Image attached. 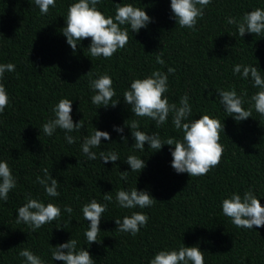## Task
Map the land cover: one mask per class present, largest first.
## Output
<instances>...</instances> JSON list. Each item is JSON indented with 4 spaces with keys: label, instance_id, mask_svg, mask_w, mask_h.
<instances>
[{
    "label": "trees",
    "instance_id": "1",
    "mask_svg": "<svg viewBox=\"0 0 264 264\" xmlns=\"http://www.w3.org/2000/svg\"><path fill=\"white\" fill-rule=\"evenodd\" d=\"M74 2L78 0H56V6L42 15L34 0H0V64L16 66L0 81L9 96V104L0 114V161L8 163L17 181L8 200H0V264H25L19 256L25 248L45 264H63L52 260L51 247L71 238L79 241L78 250L90 252L96 264H149L157 252L182 244L198 246L205 264H264V227L237 228L222 213L223 199L247 190H253L264 206V116L251 102L259 89L250 79L233 74L236 64H244L258 67L264 75V33L246 32L240 37L236 25L227 23L229 16L239 20L256 8L264 10V0H212L195 31L176 25L171 0H102L97 8L106 16L114 17L115 4L131 2L152 18L138 33L122 26L129 29V42L110 59L91 57L90 38L78 42L75 52L67 44L61 30ZM159 52L164 65L156 63ZM169 67L175 69L168 74L164 94L169 102L179 106L180 97L187 93L190 119L209 114L224 124L219 141L224 148L221 161L203 176L177 174L171 167L173 146L164 145L158 151L147 144L144 151L132 148L135 141L131 129L125 127L127 120L130 125L135 119L138 130L158 132L162 140L183 138V132L172 124L171 114L164 125L156 127L155 121L134 116L123 100V92L134 79H143L155 70L167 73ZM89 71L90 76L86 75ZM104 73L112 78L116 91L110 103L120 101L115 107L91 102L95 93L89 81ZM233 86L243 95L245 110L252 108L247 120L237 122L227 116L219 103L216 91ZM62 98L72 100L73 122H84L79 132L69 133L77 138L71 145L59 128L51 137L42 131ZM114 126L123 127V133L114 131ZM94 128L108 132L111 139H102L101 146L92 149L97 153L93 161L81 145ZM100 151H114L119 160L105 164L99 159ZM129 155L143 159L146 167L131 172L125 162ZM43 168L58 181V197H49L36 182L37 176L43 177ZM125 171L129 172L127 181L120 178ZM134 187L146 190L157 202L144 209L120 208L116 191ZM110 192L113 200L108 203L103 195ZM29 195L45 204H57L60 219L35 232L23 222L17 224V210ZM92 199L107 203V210L102 214L97 243L89 245L84 233L90 222L84 220L82 207ZM65 205L72 207L71 215L63 210ZM132 212L149 217L136 236L116 230L115 219L122 220Z\"/></svg>",
    "mask_w": 264,
    "mask_h": 264
},
{
    "label": "clouds",
    "instance_id": "2",
    "mask_svg": "<svg viewBox=\"0 0 264 264\" xmlns=\"http://www.w3.org/2000/svg\"><path fill=\"white\" fill-rule=\"evenodd\" d=\"M102 0H78L69 5L65 19L66 26L61 30L66 37L67 44L75 50L78 42L89 39L91 43L88 47L91 57H103L110 59L119 49H123L129 42L130 26L132 33H138L152 22L147 12L142 7H136L133 3L115 4V15L106 16L98 10L97 5ZM212 0H171L170 7L173 18L181 28H188L195 31L198 19L204 16V9ZM42 15L49 12L50 7L56 6V0H34ZM227 23L236 25L238 34L243 37L245 33L260 35L264 33V10L256 8L244 14L241 19L229 16ZM162 52L156 55V63L164 65ZM15 65L11 62L0 64V81L3 80L5 72H14ZM175 72L169 67L167 73L155 70L151 75L140 79H134L130 88L123 92V100L130 105L131 112L136 117H147L155 121L156 127H160L167 122L169 115H172V124L176 130L183 132V138L168 137L162 140L158 132L148 134L138 130L140 124L132 119L130 125L128 120L125 127L131 129V135L135 141L132 148L144 151L145 144L150 149L160 150L164 145L173 146L171 151V167L177 174L187 173L190 177L206 175L212 168L219 165L224 148L220 141V133H224V124L217 118L209 114H203L199 119H190L192 116V106L189 103V96L185 93L179 99V106L170 103L164 95L168 92V74ZM233 74H241L245 80L250 79L252 86L259 89L251 96V102L255 111L264 116V75L258 67L253 65L236 64ZM86 75L90 76L91 71ZM82 78V77H81ZM80 78V79H81ZM79 81V80H78ZM77 81V83H78ZM89 88L95 94L91 97V102L97 106L107 108L109 105L115 107L120 101L110 103L116 91L113 88V80L107 74H101L96 79L89 81ZM219 103L223 106L227 116L233 117L237 122L247 120L252 116V108L245 110L243 107L245 100L233 86L230 90L218 89L216 91ZM9 104V96L6 88L0 82V114ZM100 108V107H98ZM53 118H50L42 125L43 134L51 137L59 128L65 132V140L71 145L77 138L69 135L74 131L79 132L84 126L83 119L74 123L72 112V100L62 98L53 109ZM114 131L123 133V127L114 126ZM110 140V134L106 131H99L94 128L92 134L86 136L81 145L83 153L89 160H96L97 153L93 148L101 146V140ZM124 143L127 138L121 135ZM99 159L107 164H115L119 156L114 151H100ZM125 162L130 166L131 172H141L146 163L136 155H129ZM79 162L77 163V165ZM43 177L37 176L36 182L43 186L49 197H58L57 191L59 183L52 178L47 168L42 169ZM129 172H120V178L127 181ZM16 178L6 161H0V200L7 201L8 194L16 187ZM104 201L111 203L113 196L110 193L103 195ZM27 202L17 210L16 223L23 222L28 225L33 232L43 225L58 220L61 217V208L52 202H44L32 198H26ZM116 203L123 209L148 208L157 202L146 190L138 191L136 187L131 190H117L115 195ZM69 215L73 209L65 205L64 209ZM107 210V203H100L92 199L82 207L84 220L90 222L84 235L89 245L97 243L100 232V222L102 214ZM222 213L231 219L237 228L253 229L264 227V206L257 198L253 190H247L243 195L233 193L229 198L222 201ZM149 217L143 212H132L131 215L123 219H115L118 226L116 230L122 233H129L136 236L141 227L147 225ZM66 227L63 226V228ZM61 229L60 226L56 228ZM79 241L70 239L68 242L51 247L53 261H62L63 264H96L90 252L86 248L77 249ZM25 264H45L41 257L35 255L31 250L25 248L19 252ZM149 264H205L204 252L198 246L186 247L182 244L178 249H166L157 252L149 261Z\"/></svg>",
    "mask_w": 264,
    "mask_h": 264
}]
</instances>
